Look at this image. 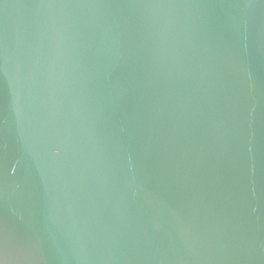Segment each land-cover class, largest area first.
I'll return each mask as SVG.
<instances>
[{"label": "water", "instance_id": "obj_1", "mask_svg": "<svg viewBox=\"0 0 264 264\" xmlns=\"http://www.w3.org/2000/svg\"><path fill=\"white\" fill-rule=\"evenodd\" d=\"M0 264H264V0H0Z\"/></svg>", "mask_w": 264, "mask_h": 264}]
</instances>
